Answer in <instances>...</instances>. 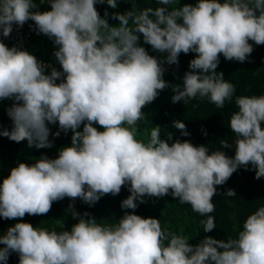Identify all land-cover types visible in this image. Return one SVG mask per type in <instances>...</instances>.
<instances>
[{"label": "clouds", "instance_id": "obj_1", "mask_svg": "<svg viewBox=\"0 0 264 264\" xmlns=\"http://www.w3.org/2000/svg\"><path fill=\"white\" fill-rule=\"evenodd\" d=\"M153 2L161 6L105 10L102 16L96 6L116 9L118 0H0V37L32 21L29 28L52 42L59 65L0 39V102L11 101L6 112L12 123L0 136L50 149V135L71 132L70 146L59 148L55 158L41 154L30 158L34 163L18 162L2 178L0 218L17 222L0 233V264H8L13 253L18 264H264V206L245 218L235 237L205 236L195 244L158 218L135 214L149 199L170 195L206 217L200 223L210 233L216 229L211 213L217 186L241 168L264 178V95L235 96L237 111L228 125L234 140H220L221 151L173 134L162 139L159 125L146 142L136 138L144 109L165 89H172L173 104L206 98L223 109L232 102L236 87L217 72L220 57L251 62L253 44L264 45V0ZM41 5L50 10L41 11ZM109 16L118 23L110 25ZM141 38L162 55H150ZM182 53L195 56L173 86L164 79L165 65L178 66ZM172 126L190 136L182 120ZM233 147L234 155L226 154ZM124 187L130 194L120 207L132 212L124 211L115 223L75 209L77 199L92 207ZM65 198L76 221L70 229L23 221L26 215L47 216Z\"/></svg>", "mask_w": 264, "mask_h": 264}, {"label": "trees", "instance_id": "obj_2", "mask_svg": "<svg viewBox=\"0 0 264 264\" xmlns=\"http://www.w3.org/2000/svg\"><path fill=\"white\" fill-rule=\"evenodd\" d=\"M195 0H181L183 3H194ZM39 3V0H36ZM157 5L153 0H129V2H120L118 7L112 9L107 4L97 5V10L103 16L105 10L110 14L112 12L123 13L127 10L140 12L147 7L156 8ZM40 10H50V5H41ZM118 21L111 19L109 16V24L116 25ZM0 39H2L0 37ZM250 43H252L250 41ZM150 55L161 56L162 54L153 52L149 45L143 44ZM254 51L249 60L251 62L239 63L236 61H226L223 56L220 57V64L217 72H223L227 81L233 83L236 87V92L232 102H225L223 109H218L214 104H211L206 98L202 100H194L189 104L184 105L183 102L173 104L171 97L172 89L168 88L162 91L159 97L148 107L144 109L145 119L140 122L137 139L147 141V134L156 125L161 126V138L167 139L170 134L173 138L180 140H189L194 145L205 144L210 151H221L220 140H228L230 143L234 140V135L229 129V120L233 112L237 111L235 105V96L245 95H264V45L253 44ZM29 52L37 56L42 61H47L50 64L59 68L53 56V44L43 35H37L33 31L30 41ZM195 54L183 53L179 57V65L167 66V71L164 79L173 86L182 82L183 75L188 71V62L194 58ZM11 104V101L0 102V129L10 130L12 123L7 116L6 109ZM174 119L182 120L190 133V136L183 137L180 130L172 126ZM51 132H56L58 126L49 125ZM99 127V126H97ZM202 128L206 130L207 136L202 132ZM103 130V129H99ZM71 132L68 137L59 136L50 139L54 141V145L50 149L29 148L27 141L16 143L10 141L6 137L0 136V182L2 178L9 174V169L15 167L18 162L34 163L32 157L39 158L41 154L47 155L49 158H55L58 155V149L63 146H70ZM229 156L234 155V147L232 149H224ZM255 173L251 170L238 169L227 183L223 186H217L218 193L213 197L215 211L211 215L215 218L216 229L210 233L203 231V226L200 221L206 219L197 213L193 212L190 205H181L177 200L170 195L161 199H149L147 203L140 204L135 210V214L142 217L158 218L162 227L169 231L185 236L190 239L189 243H198L205 236H212L216 239L227 240L236 236L237 230L242 227V222L245 218L255 212L259 207L264 206V178L257 180L254 178ZM234 189L236 195L228 197L223 195L227 190ZM130 193L127 187L122 188L121 192L113 197L111 195L104 196L94 206L89 207L77 199L75 203L76 211L81 214L85 211L94 216L98 222L103 223V220H108L110 223H115L122 217L124 211L132 212L131 209H121V201L127 198ZM70 201L65 198L62 201L55 202L52 205L51 211L47 216H28L23 218L24 222L31 223L34 227H43L50 230H61V226L70 229L75 223L70 215L66 212ZM17 221L4 220L0 218V233H3L7 228ZM8 264H18V256L13 253L8 260Z\"/></svg>", "mask_w": 264, "mask_h": 264}, {"label": "built area", "instance_id": "obj_3", "mask_svg": "<svg viewBox=\"0 0 264 264\" xmlns=\"http://www.w3.org/2000/svg\"><path fill=\"white\" fill-rule=\"evenodd\" d=\"M32 23V21H29L21 29H17L15 26H13V32L9 38L1 37L3 42L9 47L20 46L29 52L30 41L33 35V31L29 28V24ZM44 62L49 63L47 61Z\"/></svg>", "mask_w": 264, "mask_h": 264}, {"label": "rangeland", "instance_id": "obj_4", "mask_svg": "<svg viewBox=\"0 0 264 264\" xmlns=\"http://www.w3.org/2000/svg\"><path fill=\"white\" fill-rule=\"evenodd\" d=\"M43 7H44V5H43ZM60 136H64V137H68V134L67 135H65L64 133H61V135Z\"/></svg>", "mask_w": 264, "mask_h": 264}]
</instances>
